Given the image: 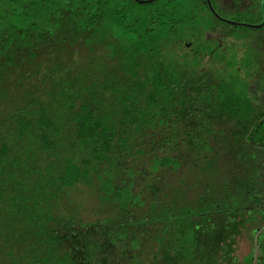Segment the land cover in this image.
<instances>
[{
    "label": "trees",
    "instance_id": "16d2710c",
    "mask_svg": "<svg viewBox=\"0 0 264 264\" xmlns=\"http://www.w3.org/2000/svg\"><path fill=\"white\" fill-rule=\"evenodd\" d=\"M252 10L225 6L243 17L236 22L259 23ZM225 26L206 0H0V264H147L116 254L126 251L131 229L87 225L69 210L65 194L88 177L98 192L107 160L158 159L166 167L194 151L195 139L210 130L203 121L218 111L203 90L217 83L222 67L207 68L202 55L174 48L203 33L210 36L208 56L223 58L222 39L232 37ZM260 113L247 136L262 153L259 184L249 190L260 192V202L252 203L254 222L263 226ZM121 181L114 172L113 207L127 200ZM240 222L249 231L250 222L233 224ZM262 226L257 264L264 263ZM219 238L212 264L235 263L236 241L227 242L223 256L225 235ZM103 250L112 256L102 257Z\"/></svg>",
    "mask_w": 264,
    "mask_h": 264
},
{
    "label": "rangeland",
    "instance_id": "374dc122",
    "mask_svg": "<svg viewBox=\"0 0 264 264\" xmlns=\"http://www.w3.org/2000/svg\"><path fill=\"white\" fill-rule=\"evenodd\" d=\"M65 1L60 0V4ZM212 1L221 17L234 21L243 19L234 12H225V7ZM231 1L226 0L225 6L228 3L232 6ZM233 1L240 5H234L236 8L250 3V0ZM252 2L250 16L260 19L263 0ZM261 28L226 24L225 32L230 31L232 37L222 39L226 53L223 58L208 56L210 36L203 33L182 38L181 46L174 48L175 52L191 58L202 55L203 66L207 68L222 67L216 74L217 83H207L211 88L203 90L205 97L212 94L218 111L213 118L203 121L210 130L204 133V139H195L194 151L184 152L177 161L172 158L166 167H161L158 159H153L152 163H137L119 156L107 160L108 163L102 162L107 169L105 166L99 170L101 179L95 186L98 192L88 177L87 182L77 184L65 194L71 201L69 210H76L87 225L131 229V235L125 237L126 243L122 246L126 251L116 252L118 256H132L130 262L133 263L212 264L214 241L217 239L218 244L220 235H225L220 251L223 256L230 247L228 243L235 240L236 258L232 264H257L258 233L262 224L254 222L256 212H253L252 202H260L261 197L259 191H250L249 186L259 184L256 169L260 156H257L262 153L249 143L247 135L264 111V26ZM248 39L250 43L243 42ZM179 146L182 151L187 147L180 141ZM114 172L124 177L125 182L120 184L125 183L128 194L127 200L118 207L110 204ZM258 211L257 214H261ZM238 218L250 222L249 231L243 222L236 225L240 226L236 229L233 221ZM231 232L235 235L228 237ZM109 243L112 244V238ZM103 255L112 256L111 252L106 256L104 250Z\"/></svg>",
    "mask_w": 264,
    "mask_h": 264
},
{
    "label": "water",
    "instance_id": "95a60500",
    "mask_svg": "<svg viewBox=\"0 0 264 264\" xmlns=\"http://www.w3.org/2000/svg\"><path fill=\"white\" fill-rule=\"evenodd\" d=\"M135 1H137L138 3L143 4V3H151V2H153V1H155V0H135ZM206 2H207V4H208L209 8L211 9L212 13H213L218 19H220L222 22H224V23L227 24V25H241V26H248V27L255 28V29L261 28V27L264 25V2H263V4H262L263 18H262L261 23H259V24H251V23H244V22H236V21H233V20H229V19H227V18H223V17L219 16V15L213 10L212 5H211V3H210L209 0H206Z\"/></svg>",
    "mask_w": 264,
    "mask_h": 264
},
{
    "label": "flooded vegetation",
    "instance_id": "af4514ba",
    "mask_svg": "<svg viewBox=\"0 0 264 264\" xmlns=\"http://www.w3.org/2000/svg\"><path fill=\"white\" fill-rule=\"evenodd\" d=\"M210 1V3H211V5H213V1L212 0H209ZM225 2H226V0H215V3L217 4V5H219V6H222V7H225ZM232 2V4L233 5H238L236 2H234L233 0L231 1ZM263 2H264V0H263ZM263 2H262V4H263ZM262 4H261V10H260V13H261V18L259 19L260 20V22L259 23H261V21H262V18H263V10H262ZM248 5H250V6H252L253 7V2H252V0H250V3L248 4ZM234 6V7H235ZM238 6H240V5H238ZM217 13V12H216ZM218 14V13H217ZM219 16H221L220 14H218ZM259 23H251V24H259ZM264 26V25H263Z\"/></svg>",
    "mask_w": 264,
    "mask_h": 264
}]
</instances>
